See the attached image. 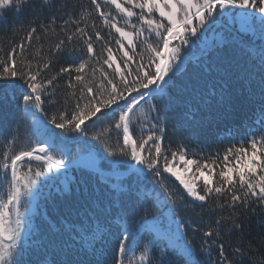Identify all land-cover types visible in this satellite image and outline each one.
Returning <instances> with one entry per match:
<instances>
[{
    "label": "trees",
    "instance_id": "obj_1",
    "mask_svg": "<svg viewBox=\"0 0 264 264\" xmlns=\"http://www.w3.org/2000/svg\"><path fill=\"white\" fill-rule=\"evenodd\" d=\"M98 3L101 4L102 11H110L117 17L118 26H123V18L115 5L106 3L105 0H98ZM120 3L132 7L126 4L125 0H120ZM249 11L251 13L247 11L248 14L245 15L240 10H229L218 17L216 23L209 26L198 40L193 37L195 45L190 44L181 52L183 59L187 57V60L182 64L180 61L176 62L180 70L165 86V100L157 97L148 104L142 102L134 116L137 121L135 136L146 138L150 124L141 116V110L147 112L152 103L159 105V121L152 119L157 115L155 111L149 113V120L157 124L154 130L156 134L163 136V154L172 160L171 153H177L172 164L181 162L180 154H185L187 159L199 161L201 165L208 161L213 168L215 180L219 179V171L224 166V150L239 147L237 142H242L245 133H256L262 119L261 103L264 97L261 96L260 71L261 56H264V27L260 23L259 13L251 9ZM88 12H92V15L88 16ZM232 12L237 14L232 15ZM81 16L85 19L80 26H86L89 32L99 30L102 36H107L111 31V35L107 37L111 41L109 46L112 47L117 62H121L123 67V52L118 51L113 39L119 38L118 34L114 29L109 30L103 25L94 11V6H90V0H25L20 7L0 9V58H3L4 53L11 47L24 40L30 26L42 28L45 25H49V30L47 34L37 32L40 39H33L30 58L34 63L52 58L55 44L60 39L66 40V36L71 34L75 27L69 24L68 32L65 33L61 30L63 20L80 19ZM53 17L56 23L50 25ZM154 18L161 19L158 14H154ZM133 22H136L135 17ZM137 27H140L138 22ZM216 34L221 36L213 40ZM143 41L144 36H141L135 53L129 50L133 61L128 62L129 69L125 71L134 70L141 63ZM93 43L95 50L99 52L103 41L94 40ZM74 45L83 49L82 43L77 44L75 38L71 43L66 42L62 52L54 58L50 74H55L61 67H67L74 58L84 54L83 51H74ZM143 63H148L146 53L143 55ZM135 79V75L128 77L130 82ZM173 84L175 87L170 88ZM15 95L19 97L20 93L16 92ZM53 111L55 109H49V115ZM0 112L6 113V118H0V153L7 150L5 137L9 140L12 138L9 133L17 137L15 146L18 148L25 147L29 139L35 142L36 137L31 134L32 118L25 116L23 105L18 99L13 101L9 95L8 102L0 105ZM110 118H102L95 126H89L88 134L91 136L104 133L103 138L115 146V131H104L110 127ZM141 123L143 132L140 129ZM84 143L92 146L90 151L78 150ZM66 146L70 150L67 157L69 160L79 161L92 150H96L101 170L127 174L113 177L87 167L74 166L68 172L69 190L63 194L57 191L58 188L64 189L63 175L55 182L48 181L41 185L35 202L37 212L31 229L33 235L31 240L26 241L31 245L24 257L28 264H36L38 259L46 260L47 264L62 259L59 248L64 241L74 242L75 248L80 244V236L77 234L91 235L96 229H99L100 235L94 243L95 254L92 255L89 250L88 258L97 264H115V261L121 259L117 251V238L124 229L132 233V238L127 243L126 256L123 258L124 264H142L140 257L145 250L151 264H162V260L170 261V264H184L181 259L184 255L181 246L185 240L192 241L195 253L191 258L192 264H217L221 244L230 264H264V206L250 204L247 208L237 206L235 210L221 208L223 200L213 196L201 207V203L193 201L184 193L188 203L178 200L177 207L187 227L183 232L184 241L176 240L174 235L156 230L167 227L168 222L164 215L168 209L158 210L157 195L163 197L164 192L157 187L154 180L164 183L170 191L174 192L179 188L183 192V187L169 173L153 178L147 168H143L144 176L138 178L134 171L128 173V165H131L132 161L119 155L108 156L101 143L90 139L85 141L83 137L80 144L68 141ZM245 147H248L250 153V145ZM218 153L220 160H215ZM55 154L60 155L59 152ZM233 159V156L229 157L230 161ZM212 160L219 166L213 165ZM163 163L161 160L160 165ZM32 164L35 169L37 162L33 161ZM229 166L233 165L230 163ZM202 170L208 172V169ZM192 173L193 177L198 175L195 173V166H192ZM199 184L202 187V182ZM6 191L7 185L0 172V194ZM49 193H52L51 197ZM144 207H149L147 216L143 211ZM153 218L162 219L160 227L157 224H145V220L151 222ZM215 220H222L226 227L222 229L217 242L209 245L207 241L213 238L205 237L203 231L208 228L215 229ZM233 221L240 223L241 228H234ZM197 225H201L200 231L194 232L193 228ZM41 241L48 246L47 257L40 255L36 250ZM165 244L171 249L167 257L160 251ZM238 247L240 252L236 251ZM206 248L208 251H205Z\"/></svg>",
    "mask_w": 264,
    "mask_h": 264
},
{
    "label": "snow or ice",
    "instance_id": "obj_2",
    "mask_svg": "<svg viewBox=\"0 0 264 264\" xmlns=\"http://www.w3.org/2000/svg\"><path fill=\"white\" fill-rule=\"evenodd\" d=\"M105 2L115 5L123 18V26H118L119 20L110 11L101 10L98 0H90V6H94V11L103 25L109 30L114 29L118 34L119 38L113 39L118 51L123 52V67L121 62H117L113 49L109 46L111 41L107 37L111 35V31L107 36H102L99 30L94 33L89 32L86 26H80L85 19L84 16L80 19L63 20L61 30L65 33L68 32L69 24L75 27L71 30V34L66 36V40L60 39L55 44L52 58L41 59L35 63L30 58L33 39H40L37 32L47 34L49 25L42 28L30 26L24 40L15 44L4 53L3 58H0V105L8 102L9 95L12 96L13 101L18 99L23 105L25 116L32 118L31 134L36 137L35 142L29 139L25 147L18 148L15 146L17 137L9 133L12 138L9 140L5 137L7 150L0 153V172L7 185L6 193L0 194V264H28L24 257L31 245L26 241L31 240L33 233L31 228L26 231L29 221L25 219L21 209L28 210L26 206H30L32 198L40 193L41 185L48 181L55 182L60 175H63L64 189H57L63 194L64 191L69 190L68 172L74 166H90L86 160L77 161L67 158L70 154L66 146L67 142L80 144L81 137L85 141L90 139L101 143L108 156L119 155L142 166L133 169L138 178L144 176L142 169L147 168L153 178L160 177L163 173H170L176 181H179L183 192L179 188L174 192L170 191L164 183L154 180L157 187L164 192L163 197L157 195L158 210L167 208L171 216V223L167 227L157 228V232L173 233L174 231L177 235L183 234L187 225L183 216L179 214L177 203L178 200L188 203L184 193L193 201L201 202V207L213 196L223 200L221 208L235 210L237 206L247 208L250 204L264 206V99L261 103L262 119L259 129L251 135L245 133L242 142H237L239 147H229L224 150V166L219 171L218 180L214 179L213 168L208 161L201 165L199 161L187 159L185 154H180V161L188 166L186 170L191 171L192 166H195V173H198L193 179H185L172 164L177 153H171L172 160L163 154V136L156 134L154 130L157 124L149 120V113L153 111L157 115L152 119L157 122L160 119V106L156 103L150 104L147 112L141 110L140 113L150 124L149 134L146 138L134 134L137 123L134 116L138 106L142 102L148 104L157 97L165 100V86L180 70L176 62L183 63L182 50L196 43L192 38L196 37L198 40L209 26L216 23L218 17L229 10H240L247 15V10L251 9L259 13L260 23L264 27V0H125L126 4L132 6L131 8L124 6L120 0H105ZM24 3L25 0H0V9L20 7ZM134 9L140 11L136 12ZM154 14H158L161 19H155ZM87 15L91 16L92 12H88ZM134 17L136 22H133ZM137 22L140 27H137ZM55 23L53 17L50 25ZM129 28L132 30H128ZM141 36H144V49L140 53L141 63L134 70L125 71L129 69L128 62L133 61L129 50L132 53L136 52ZM74 38L77 44L82 43L83 49L74 45L73 50L83 51L84 54L74 58L67 67H61L55 74H50L54 58L62 52L66 42L71 43ZM94 40L103 41L99 52L95 50ZM145 53L148 55L147 65L143 63ZM132 75H135L136 79L130 82L128 77ZM260 85L261 96L264 97V56H261ZM172 87L175 85L170 86ZM16 92L20 93L19 97L15 95ZM49 109L55 111L49 115ZM108 117H111L108 120L110 127L105 128L104 131L109 133L115 131V146L110 145L103 138L104 133L91 136L88 134L89 126H95L97 121ZM0 118H6V113L0 112ZM140 129L143 132V123ZM159 131L163 132L164 129ZM148 145L150 146L146 148ZM245 145H250V153ZM91 147L84 143L78 150L87 152ZM57 152L60 153L59 156L55 154ZM230 156L234 157L232 161L229 160ZM161 160L164 161L162 166ZM215 160H220L219 153ZM215 160H212L213 165ZM33 161L37 162L35 169ZM230 163L233 166H229ZM128 167L132 165L129 164ZM202 168L208 169V172L206 173ZM21 169L25 170L21 171ZM201 179L202 187L197 183ZM49 196L51 197L52 193H49ZM145 203H148L147 199ZM143 211L147 216L149 207H144ZM149 223L154 226L155 218L151 222L145 220V224ZM214 224L215 229L208 228L203 231L205 237L213 238L207 241L209 245L217 242L222 229L226 227L222 220H215ZM233 227L239 229L241 224L233 221ZM200 228L201 225H197L193 231H200ZM77 235L80 236V244L74 248V242L64 241L59 248L62 259L54 260L52 264H97L93 259H89L88 255L89 250L92 255L95 254L94 243L100 235L99 229L92 231L91 235ZM131 238L132 233L127 229L120 233L117 238V251L121 259L115 261V264H124L127 243ZM181 247L184 254L181 259L184 264H192L191 258L195 254L192 241L185 240ZM223 248L221 244L217 264H230ZM36 250L44 257L49 255L48 246L42 241L38 243ZM170 250L167 244L160 249L164 257H167ZM205 251L208 249L206 248ZM236 251L240 252L241 249L238 247ZM140 259L142 264H151L147 250ZM36 264H47V262L38 259ZM162 264H170V261L162 260Z\"/></svg>",
    "mask_w": 264,
    "mask_h": 264
},
{
    "label": "rangeland",
    "instance_id": "obj_3",
    "mask_svg": "<svg viewBox=\"0 0 264 264\" xmlns=\"http://www.w3.org/2000/svg\"><path fill=\"white\" fill-rule=\"evenodd\" d=\"M83 160L88 161L90 163L91 167L97 168V165H98L97 161L98 160L96 158L87 157V158H85ZM131 165H132L131 169H135V168H139L140 167V165H136L134 162H132ZM173 166L176 169H178L183 174V177L185 179H193L194 178L192 170L191 171L186 170L188 168V166L184 165L182 162H179L178 164H173ZM173 178L175 179V177H173ZM177 182L179 183V181H177ZM200 182H202V179H201V181H198L197 183L199 184ZM37 197H38V195L35 198H32L31 205L27 206L28 207L27 211H24V209H21V211L24 212L25 219L29 221V223L26 225V231H27L28 228L32 229L33 225H34V220H35L34 215L37 212V204L35 203L36 200H37ZM195 202H198V201H195ZM198 203H201V202H198ZM164 218L167 220L168 224L171 223V216L169 215L168 210L165 211ZM161 223H162V219H156V224L159 227L161 226ZM173 229H174V225H173ZM168 234L174 235L176 240L184 241V235L183 234L177 235V234H175L174 231H173V233H168Z\"/></svg>",
    "mask_w": 264,
    "mask_h": 264
}]
</instances>
